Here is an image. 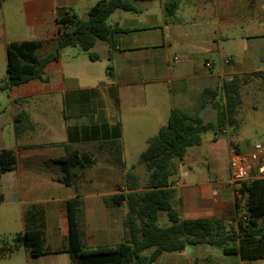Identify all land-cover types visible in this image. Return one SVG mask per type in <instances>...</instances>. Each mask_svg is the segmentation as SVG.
Segmentation results:
<instances>
[{
	"label": "crops",
	"instance_id": "0c3cea01",
	"mask_svg": "<svg viewBox=\"0 0 264 264\" xmlns=\"http://www.w3.org/2000/svg\"><path fill=\"white\" fill-rule=\"evenodd\" d=\"M98 1L0 0V53L6 60L8 43L36 40L42 42L36 55L44 57L57 46L58 19L74 15L86 20L89 8ZM165 1H138L140 12L114 11L107 24L124 32L116 35L117 48L111 54L101 40L93 47L96 60L77 48H64L58 59L45 66V79L7 90L11 110L6 123L12 129L17 163L0 179L4 194L0 207H16L14 222L20 220L19 232L26 229V215L27 223L43 225L46 249L59 251L33 257V264H70L62 251L69 230L66 202L73 198L82 202L79 223L86 248L122 242L126 207L107 206L104 197L128 192L125 172L133 170L140 188L146 183L145 165L141 170L146 178L141 179L129 154L141 155L148 139L166 124L171 109L215 119V105L224 102L219 91L224 80L264 70V0H179L170 16L165 13ZM241 53L242 60L236 62ZM109 55L112 77L106 72ZM208 61L211 68L205 66ZM206 90L218 93L213 98ZM21 111L30 117L32 128L16 137L13 116ZM230 133L226 128L212 134L197 179L188 177L187 173H195L191 164L186 166V179L181 177L186 149L169 187L170 204L180 219H218L227 229L236 228L237 200L243 199L229 184V163L234 150L246 156L253 145L232 141L237 133ZM67 147L94 159L93 165L72 171L70 185L62 181L58 162L66 156ZM189 158L197 160V153ZM6 213L11 219L13 210ZM158 223L168 225L165 212L158 213ZM150 264L264 261L243 260L199 244L181 252H163Z\"/></svg>",
	"mask_w": 264,
	"mask_h": 264
},
{
	"label": "trees",
	"instance_id": "16d2710c",
	"mask_svg": "<svg viewBox=\"0 0 264 264\" xmlns=\"http://www.w3.org/2000/svg\"><path fill=\"white\" fill-rule=\"evenodd\" d=\"M138 1L152 0H99L89 8L86 20H80L74 15L59 18L60 35L57 46L41 58L36 55V50L42 44L40 41L8 43L7 78L0 83V93L33 79H45V66L58 59L64 48H77L87 53L91 60H96L98 56L93 52V47L96 41L101 40L108 44L111 54L117 48L116 35L124 31L108 25V17L116 10L140 12ZM178 4L179 0H166V15H173ZM108 61L106 72L112 77L110 55ZM252 77L261 81L264 90V70L236 74L224 80L219 89L224 102L222 105H215L216 117L213 121H205L199 113L170 110L166 124L148 139L147 147L140 155L148 172L144 186L139 187L137 176L131 170L125 172L128 192L104 197L107 206L126 207L122 242L93 249L86 248L79 223L81 199L73 198L66 202L69 230L62 252L68 254L70 264H150L163 252H181L187 246L199 244L219 248L226 255H239L243 260L264 261V177H254L252 172L251 177L239 189L243 204L241 206L242 200H237L235 229H227L218 219H180L170 204L169 189L186 149L199 146L202 143V134L210 132L216 136L226 128H230V135L237 133L240 127L237 116L242 104L241 89ZM205 93L214 98L218 90H206ZM13 124L16 137L32 128L30 117L25 111L13 116ZM58 162L64 173L62 181L70 185L72 171L93 165L94 159L87 153L67 147L66 156ZM16 163L17 157L13 149H0V179L4 173L15 170ZM123 169L122 162L121 170ZM3 201L4 194L0 189V204ZM159 212L166 213L168 225H159ZM27 222L26 215L25 231L16 233L13 237L14 244L6 249L15 250L24 245L32 257L59 253L46 249L43 225ZM148 250L150 253L146 254Z\"/></svg>",
	"mask_w": 264,
	"mask_h": 264
},
{
	"label": "rangeland",
	"instance_id": "374dc122",
	"mask_svg": "<svg viewBox=\"0 0 264 264\" xmlns=\"http://www.w3.org/2000/svg\"><path fill=\"white\" fill-rule=\"evenodd\" d=\"M226 52L230 55L229 49H227ZM241 60L242 53L236 57L235 61L240 62ZM6 78V60L4 54L0 53V83L4 82ZM241 91L243 103L239 108L237 116L241 126L237 135L233 136L232 141L239 142L246 140L251 145H255L256 143L264 144V90L261 81L252 77L249 79L248 83L243 86ZM8 94V91L0 93V110L4 109V114L0 116V147L12 149L15 145L13 133L11 127L8 126V123H6L8 118L7 116L11 110V106L8 104ZM204 119L211 121L214 118L213 116H206ZM211 136L212 133L210 132L202 134L203 143L201 147L194 146L187 149L188 157L184 159V164L181 165V167L179 166L182 178L186 179L187 174L188 177H192L193 179L198 178L199 172L203 169L201 164L205 161L202 158L206 155L208 142L211 140ZM194 153H197L198 158L197 160L195 159L196 161H191L189 156H192ZM129 155L131 156V161H133L132 163L135 168H139L138 170L140 172L141 179H145L146 173L143 169L141 170L144 166V163L141 161V157L134 152H131ZM225 158H227V155ZM188 164L193 166L192 169L195 173L185 174V171L188 172L186 168ZM242 204L243 201L241 202V206ZM8 208V206L0 207V253L2 255V257H0V264H33V257L30 256L27 247L24 245L15 250L6 249V247H10L14 244L13 237L16 232H19L21 229V224L19 223L20 220L14 222V219L18 218V212L14 216L16 207H11L12 209ZM9 210H13L11 219L6 215V212Z\"/></svg>",
	"mask_w": 264,
	"mask_h": 264
},
{
	"label": "built area",
	"instance_id": "2783aa9c",
	"mask_svg": "<svg viewBox=\"0 0 264 264\" xmlns=\"http://www.w3.org/2000/svg\"><path fill=\"white\" fill-rule=\"evenodd\" d=\"M176 59V58H175ZM264 62V58H262ZM206 68H211V62H206ZM222 132H226L223 129ZM264 177V144L256 143L252 151L246 156L238 155L235 150L229 163V184L239 195V189L243 183L251 177Z\"/></svg>",
	"mask_w": 264,
	"mask_h": 264
}]
</instances>
